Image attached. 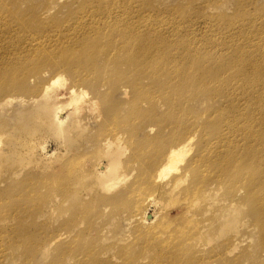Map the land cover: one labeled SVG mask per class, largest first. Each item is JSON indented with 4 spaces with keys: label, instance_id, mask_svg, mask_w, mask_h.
Instances as JSON below:
<instances>
[{
    "label": "rangeland",
    "instance_id": "obj_1",
    "mask_svg": "<svg viewBox=\"0 0 264 264\" xmlns=\"http://www.w3.org/2000/svg\"><path fill=\"white\" fill-rule=\"evenodd\" d=\"M188 137L175 194L141 188ZM0 140V264H264V205L219 169L264 180V0H0Z\"/></svg>",
    "mask_w": 264,
    "mask_h": 264
},
{
    "label": "bare ground",
    "instance_id": "obj_2",
    "mask_svg": "<svg viewBox=\"0 0 264 264\" xmlns=\"http://www.w3.org/2000/svg\"><path fill=\"white\" fill-rule=\"evenodd\" d=\"M87 24L88 23H86V27ZM82 30L83 27H79V31ZM137 60L139 59H136L135 62H138ZM197 82L198 81H193V83H197ZM47 91L48 88H44L43 94H45ZM72 93L74 95L73 104L76 105L75 106L76 113L83 112L85 106L95 108L96 104L89 97L88 92H84L81 90L76 92L73 90ZM173 94L174 92H172L171 96H173ZM94 117H96V115ZM67 119L68 117L63 116L62 112L58 110L56 114L52 117L49 124V128L52 129L53 131L55 130L56 132H60L62 130V127L65 126ZM113 139L114 140H111L110 137H107V139L104 140V142H105V148L108 147L107 150L111 151V154L109 155L111 161L113 163H117L116 153L120 152L121 144L119 143V137L115 136ZM193 139H194L193 137L186 138L180 145H178L177 147L173 146L169 151L165 152L166 154L164 153L161 157H158L160 159L157 162L156 160L151 161L143 169L138 179L140 180L139 186H141V188L145 187L147 190H150L153 194L159 193V195L163 194L164 197H172L175 194L177 188L181 184H183V180H185L184 177L185 173L181 172L180 166L185 161L186 159L185 156L186 155L188 156V154L191 153L190 151L192 150L191 145L193 143ZM0 146H1V140H0ZM213 154H214L213 152H209L207 156H205L204 158L199 157V159H197L194 162V165L191 166L192 170L190 169V172L194 176L192 181H194L193 183H195L196 185H199V187L204 186L210 180V179L202 178L201 172L205 170H208L210 172V170H215L219 167V165H221L216 161H213V159H211L213 158L212 156ZM138 156H140V154ZM254 158L255 155H253L252 157H248L246 159H241L240 162L241 163H248L251 161L253 162ZM225 163H226V167L224 169H222V167L219 168L224 173L221 176V179L225 182H230V183L236 181L238 184H240L241 188L245 189L249 194L250 192L255 190L256 204L258 205L262 203L264 205V200H263L264 180L259 177L247 178L248 181H246L245 179H239L238 176L235 175V172H238L236 166L237 162L233 159H228ZM97 175L100 176L97 186L100 187V190L106 193H112L111 191L117 188L119 184L124 183V180L126 179V177L120 179L117 166L115 165L100 164L97 168ZM231 186H234L233 188L236 187L235 185H231ZM202 190H196L195 188L185 193L187 194L185 197L186 200H189L190 203L194 205V207L196 208L199 204L197 200V196L201 193ZM131 196L132 195L130 193L129 197ZM153 202L156 203V201ZM263 210L264 207L261 209V211ZM147 212L148 211L142 212V215L140 217L141 220L146 222H150L152 219L154 220L155 215H149Z\"/></svg>",
    "mask_w": 264,
    "mask_h": 264
}]
</instances>
